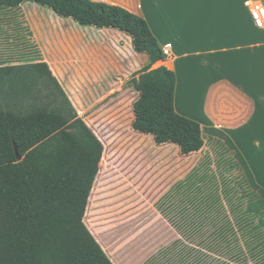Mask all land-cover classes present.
Here are the masks:
<instances>
[{
  "label": "trees",
  "instance_id": "1",
  "mask_svg": "<svg viewBox=\"0 0 264 264\" xmlns=\"http://www.w3.org/2000/svg\"><path fill=\"white\" fill-rule=\"evenodd\" d=\"M28 1L80 25L119 29L149 55L132 81L140 93L133 128L157 144L178 145L183 155L211 140L233 153L220 165L237 170L219 176L203 156L159 198L157 210L186 241L213 251L215 264H264V187L225 132L177 112V76L153 67L167 56L147 20L105 1L0 0V34L18 37L5 24L20 26ZM10 56L0 59V264H114L84 221L105 144L47 61Z\"/></svg>",
  "mask_w": 264,
  "mask_h": 264
},
{
  "label": "rangeland",
  "instance_id": "2",
  "mask_svg": "<svg viewBox=\"0 0 264 264\" xmlns=\"http://www.w3.org/2000/svg\"><path fill=\"white\" fill-rule=\"evenodd\" d=\"M17 20L20 26L14 20L5 26L18 37L0 34V59L14 54L27 61L20 57L27 53L47 61L78 115L105 144L84 221L114 264H215L213 251L186 241L156 208L193 167L178 145L157 144L153 135L133 128L140 93L132 81L145 66L142 56L130 44L34 1L22 4ZM203 156L219 176L237 174L220 165L233 158L224 146L210 140L192 158Z\"/></svg>",
  "mask_w": 264,
  "mask_h": 264
},
{
  "label": "crops",
  "instance_id": "3",
  "mask_svg": "<svg viewBox=\"0 0 264 264\" xmlns=\"http://www.w3.org/2000/svg\"><path fill=\"white\" fill-rule=\"evenodd\" d=\"M97 1L143 16L161 47L170 44V55L153 67L175 71L177 112L225 132L264 187V29L255 25L248 0ZM94 30L130 44L149 63V55L136 52L127 33ZM196 153L186 155L191 167L200 160L192 158Z\"/></svg>",
  "mask_w": 264,
  "mask_h": 264
},
{
  "label": "built area",
  "instance_id": "4",
  "mask_svg": "<svg viewBox=\"0 0 264 264\" xmlns=\"http://www.w3.org/2000/svg\"><path fill=\"white\" fill-rule=\"evenodd\" d=\"M247 4L250 8L251 16L255 25L258 28L264 29V4L256 0H248ZM170 48H171L170 44H167L163 48V51L166 54V56L170 55L169 53Z\"/></svg>",
  "mask_w": 264,
  "mask_h": 264
},
{
  "label": "water",
  "instance_id": "5",
  "mask_svg": "<svg viewBox=\"0 0 264 264\" xmlns=\"http://www.w3.org/2000/svg\"><path fill=\"white\" fill-rule=\"evenodd\" d=\"M21 158V157H20Z\"/></svg>",
  "mask_w": 264,
  "mask_h": 264
}]
</instances>
